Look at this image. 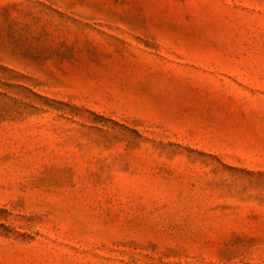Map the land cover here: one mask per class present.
<instances>
[{"label": "rangeland", "instance_id": "1", "mask_svg": "<svg viewBox=\"0 0 264 264\" xmlns=\"http://www.w3.org/2000/svg\"><path fill=\"white\" fill-rule=\"evenodd\" d=\"M0 264H264V0H0Z\"/></svg>", "mask_w": 264, "mask_h": 264}]
</instances>
